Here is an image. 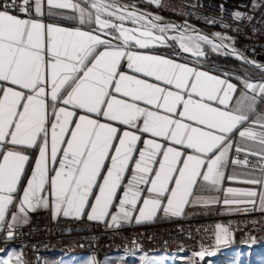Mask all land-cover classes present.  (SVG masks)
<instances>
[{
	"label": "snow or ice",
	"instance_id": "obj_1",
	"mask_svg": "<svg viewBox=\"0 0 264 264\" xmlns=\"http://www.w3.org/2000/svg\"><path fill=\"white\" fill-rule=\"evenodd\" d=\"M148 2L160 7V0ZM17 8L28 18L13 14ZM64 9L74 13L68 19H78L81 25L95 27L82 31L45 24L40 19L45 14L63 16L59 10ZM236 16L239 18V13ZM149 17L150 14L121 8L114 0L108 3L84 0V6L72 0H46V7L45 0H22L19 4L11 0L0 6V82L21 89L0 86V148L8 144L25 148L39 146V158L22 195H18L19 186L28 155L6 148L0 152V228L6 226L9 237L13 234L11 230L26 223L28 214L38 207L51 205L54 217L62 213L65 217L79 218L89 204L112 148L114 154L91 203L89 220L103 221L110 215L109 226L119 227L133 219L136 223L151 221L160 211L165 216L179 217L189 204L221 202L219 197H194L197 189L222 191V203L227 211L254 204L257 196L264 209V191L222 188L225 179H240L239 173L227 175L229 164L250 168L252 178L242 182L264 187V114L256 110L258 100L264 103V82L244 81L247 91L230 105L236 86L228 80L171 59L133 50L165 46L171 39L178 42L183 52L200 58L205 56L202 45H210L214 51L223 50L225 45L214 44L207 36L186 26L162 24L158 15ZM125 22L133 27H125ZM170 31H179V35L169 37ZM101 35L111 36L119 43L113 44ZM225 54L243 59L234 50ZM125 60L135 73L152 77L174 90L121 72V62ZM258 67L264 69V66ZM46 88H50V92H46ZM49 95L51 114L46 103ZM60 101L86 113L79 116L74 128L70 129L69 125L73 123L75 112L57 107ZM139 102L145 106L141 107ZM87 114L102 115L108 121L191 149L192 153L185 156L176 147H165L155 139L144 140L131 178L123 185L117 211L110 213L141 136L133 131L120 135L110 123H101ZM49 115L54 117L50 157L46 126ZM250 120L259 125V130L243 127ZM234 130L241 138L235 151L259 156L256 163L250 161L248 155L243 159L230 158ZM69 132L59 168L52 169L55 175L50 179V202L49 197L43 195L49 183V159L57 160L61 143ZM115 140L118 144H114ZM247 142H254L258 150ZM156 164L158 167H154ZM257 169L259 175H255ZM145 192L147 194L142 195ZM12 208L15 211H11V218L7 220ZM214 239L217 246L229 243V228L217 225ZM211 254L207 250L198 253L201 259ZM141 260L143 264H163L164 258L155 261L145 256ZM0 264L9 262L0 259ZM17 264H20L19 257Z\"/></svg>",
	"mask_w": 264,
	"mask_h": 264
},
{
	"label": "built area",
	"instance_id": "obj_2",
	"mask_svg": "<svg viewBox=\"0 0 264 264\" xmlns=\"http://www.w3.org/2000/svg\"><path fill=\"white\" fill-rule=\"evenodd\" d=\"M10 2L0 0V6ZM17 2L22 3V0ZM114 2L123 8L150 14V18L158 15L162 22L171 21L180 27L193 28L207 37L223 40L243 59L228 55L236 63L252 69L245 75L246 79L264 82V69L258 67L264 66V60L258 59L264 55V0H160V7L148 0ZM13 14L28 18L18 8ZM172 57L187 60L177 49ZM230 158L243 159L244 155L232 153ZM217 225L229 228L230 242L264 243V210L249 208L207 218L154 221L119 227L86 219L52 218L48 213L35 214L26 224L12 229L11 237L9 230L0 233V249L17 246V257L24 258L28 264L43 262L35 259L36 251L85 252L100 262L106 259L108 252L118 250L130 252L133 258L134 251H146L149 257L163 251H186L193 264H205L211 257L201 259L198 253L201 250L212 252L218 247L214 239Z\"/></svg>",
	"mask_w": 264,
	"mask_h": 264
},
{
	"label": "crops",
	"instance_id": "obj_3",
	"mask_svg": "<svg viewBox=\"0 0 264 264\" xmlns=\"http://www.w3.org/2000/svg\"><path fill=\"white\" fill-rule=\"evenodd\" d=\"M72 2L74 3H80L81 6H84V0H72ZM45 7H46V0H45ZM61 12L64 13L63 16H55V17H49L47 16V14H45L44 17H41L40 19L43 20V22L45 24H55L58 25L60 27H64V28H69V29H75V28H79L82 31H91L93 27H95L94 25L89 26L87 24L81 25L79 23V20H71L68 19V17L74 15V13L72 12L71 9H64V10H59ZM31 15L36 18L34 16V13H31ZM21 18V17H20ZM125 27H133V25H131V23L129 22H125ZM99 34V33H97ZM174 35H179V32L176 31H170L168 33V36H174ZM102 39H108L110 40L113 44H117L119 43V41L113 39L111 36H103L101 35ZM204 45H202L203 47ZM180 50L182 52V55L187 59V60H182V59H175L172 57V53L174 50ZM103 50V49H101ZM133 50L135 51H139L142 54H148V55H155V56H160L162 58H167V59H171L174 62L177 63H182V64H186L189 67H193L196 68L197 70L200 71H204L207 72L209 75H213L216 76L220 79H226L229 82L233 83L236 86V92L233 93V100L230 101V105L235 103V99L238 98L242 92H246L247 89H245L244 87V81H246V77L245 75L248 73L247 70H238V71H225L223 69H218L217 67H215L213 64H208V65H204L203 61L209 60L211 62H213L212 60L213 57L210 56L211 54L205 51V56L197 58L194 57L191 53H185L183 52L180 48H179V44L176 41H172L171 39L168 40L167 44L165 46H155V47H151L149 49H138V48H134ZM120 71L127 74V75H134L136 76V78L139 79H145L147 82L149 83H156L159 86L162 87H168L171 90H174L172 88V86H167L164 85L163 82H157L154 80V78L152 77H145L142 73H135L132 69H129L127 66V61H122L121 62V67H120ZM249 81V80H247ZM251 82H261V81H251ZM0 86L2 87H11L14 90H21L19 89L18 86L16 85H11L8 82H0ZM25 91L26 94L27 90H23ZM46 92H50V88H46ZM115 94V93H114ZM0 95H2V92H0ZM66 95V93H65ZM119 98V94H116ZM249 95H253V93H249ZM46 103L49 105L48 108V112L49 114H51V107L50 105L52 104L51 101V97L50 95L47 97ZM141 107H144L145 105L143 104V102H139ZM213 106H217L215 102H212ZM57 107H67L68 110L70 111H74L75 115L73 117V123L69 125L70 129L75 127V121L79 119L80 115H85L86 113H84L83 110L81 109H72L71 106H65L63 105L62 101L58 102ZM150 107V106H149ZM222 107V106H221ZM256 110L258 113L264 114V105L261 104L259 101H257L256 103ZM90 118L92 119H98L99 122L101 123H110L113 127H116L118 129V133L120 135L123 134L124 131H133L135 132L137 135L141 136V140L137 142V150L133 153V160L129 162V168L126 170L125 172V177L124 180L122 181V186L120 189H118V194H117V198L114 200L113 206L110 209V213H115L117 211V205L119 203V197L122 195L123 193V185L127 184L128 179L131 178L132 175V169L134 167V162L135 159L139 158V149H142L144 147L143 145V141L146 139H155L158 143H161L163 146L168 147V146H173L176 147L178 150H180L185 156L188 154L192 153L191 149H186L181 145H173L170 141H165L163 140V138H154L151 136L150 133H142L137 131L136 129H130L128 126L126 125H122L119 124L118 122L115 121H108L106 120L105 117H103L102 115L97 116L96 114H87ZM54 117H52L51 115H49V121L47 122V127L49 129V144H48V152H49V157H50V148H51V120H53ZM243 127H252L256 130H259V125L257 124H253L252 121H248L245 123V125ZM240 130H243V128H240ZM235 131V130H234ZM70 138V132L65 134V141L61 143V151H59L57 153V160L55 162H52L49 159V163H48V167H49V183L46 184V189L47 191L45 193H43V195H46L49 197V200L51 202V196H50V192H51V185H50V179L52 176L55 175V172L52 171V169H58L59 168V159L62 157L63 155V148L67 147V139ZM232 140H233V148L230 149L229 152V156L232 153H237L235 151V146L237 143L241 142V138L239 137V133L238 131H235V135L232 136ZM249 146H254L256 147V149L258 150V145H254V142H247ZM114 144H118V140L114 141ZM6 149H13V150H18L21 151L23 153H25L26 155H28L29 157V161L28 163H26L25 165V172L24 175L22 177V184L19 186L20 187V191L18 193V195H22V191H23V187H25L27 185V180L31 177V173L35 168V163L36 160L39 158V146H34L32 148H25L22 146H13V145H6L3 148H0V152H3ZM111 154H114V148L110 149V155L109 157L105 160V166L101 169V175L97 178V185L94 186L93 188V195L89 197V204L86 207V210L84 213L81 214V216L79 218L76 217H65L63 216V214H59L55 217H62V218H71V219H86L88 221L94 222V223H105L107 225H110L111 223V219H110V215L108 217H106L103 221L100 220H89L88 219V212H90L91 209V203L94 202L95 200V194L98 193L99 191V184L103 182V176L106 175L107 173V167L110 166L111 163ZM240 155H248L249 158H251L253 163H256L260 157L259 156H253L249 153L246 152H240L237 153ZM0 159H2V156H0ZM154 167H158V164L154 165ZM252 171L250 168H243V167H238V166H233L231 164L228 165V167L226 168V172L227 175H233L234 172L235 173H239L240 174V179L238 180H228L225 179L222 183V188L223 189H227L229 187L232 188H238V189H255L257 190V192L259 193L260 191H264V187H261L259 185H250V184H246L243 183L242 181L244 179L247 178H252L249 176V172ZM154 175V173L152 174ZM255 175H259V170H255ZM141 187H146V186H141ZM147 193H143L142 195H146ZM195 196H201L204 198H208V197H219L220 199V203L216 204V203H212V204H189L188 206L185 207L184 213L179 216V217H171V216H165L163 214L162 211H160L158 213V216L153 218V220L151 221H143L141 223H136L135 219L131 220L130 222L127 223H121V225H126V224H146V223H150V222H154V221H168V220H175V219H199V218H207V217H211L214 215H227V214H231L235 211H227L226 210V206L222 203L223 198H224V193L221 192H209V191H202L200 189H197L196 192L194 193V197ZM142 203V201L140 202ZM166 203V201H165ZM252 208L256 211H263L264 209H261L260 204H259V197L257 196V198H255V203L254 204H246V205H241L239 207L240 209H249ZM11 211H15V208L10 209L9 214L6 216L7 220H10L11 218ZM50 214V216L52 218H55L53 215V211L51 209V205L48 208H44V207H38L37 209H35L34 211H31L28 214V217L30 218L31 216L35 215V214ZM28 218V220H29ZM27 223V222H26ZM26 223H22L19 224L18 226L24 225ZM8 229L5 227L0 228V233H5L7 232ZM223 246H219L220 250L218 252H223L224 250H222ZM232 248V247H231ZM228 249V248H227ZM17 255H18V251L15 250L14 248H10L8 250H6L5 252H3L0 255V259L3 260H7L9 262V264H17ZM87 256L86 259H82L80 257H70V258H65V256H49L46 259H43V262L41 264H92L91 261L93 260L95 263L97 264H103V261L105 260H111L114 259L115 257H110V258H106L101 260L100 262L95 261L94 259H92L90 257V255H85ZM127 259V258H126ZM20 261L23 263L22 259L20 258ZM20 262V264H21ZM24 264V263H23Z\"/></svg>",
	"mask_w": 264,
	"mask_h": 264
},
{
	"label": "rangeland",
	"instance_id": "obj_4",
	"mask_svg": "<svg viewBox=\"0 0 264 264\" xmlns=\"http://www.w3.org/2000/svg\"><path fill=\"white\" fill-rule=\"evenodd\" d=\"M203 49L208 51L211 54L210 56H212L214 60L219 59L222 55L228 56V58L232 59L231 56L225 54L226 52L222 50L214 51L211 46L204 45ZM222 248H223L222 250H224L223 252H218L220 248L217 247L216 251L211 252L212 253L211 255H205L204 258L211 257L210 261L205 264H264V245L243 244L241 246H236L232 242H229L226 246H223ZM63 256H65V258L80 257L82 259H86L87 257L85 255H63ZM161 257L164 258L163 264H193V260L189 259V255L187 254L186 251H180L178 254L162 253L160 255L150 256V258H152L155 261H159ZM91 263L97 264L93 260L91 261ZM21 264L23 263L21 262ZM103 264H143V262L141 260V257L140 258L130 257L127 259L122 257H115L114 259L103 261Z\"/></svg>",
	"mask_w": 264,
	"mask_h": 264
},
{
	"label": "bare ground",
	"instance_id": "obj_5",
	"mask_svg": "<svg viewBox=\"0 0 264 264\" xmlns=\"http://www.w3.org/2000/svg\"><path fill=\"white\" fill-rule=\"evenodd\" d=\"M105 3H108L110 2L109 0H104ZM134 11H137V12H140L138 10H134ZM161 22V21H160ZM178 26V25H177ZM182 28V27H181ZM190 28V27H188ZM192 30H194L193 28H190ZM195 33H199L197 32L196 30H194ZM200 34V33H199ZM202 35V34H201ZM210 40L213 41L214 44H223L225 45V47L223 48L222 51L226 52V53H231L232 50L227 47V44L223 41V40H217V39H213L211 37H208ZM232 56H235L233 54H230ZM233 244H235L236 246H241L243 245V243H240V242H232ZM258 245H264V243H258ZM219 247V246H218ZM10 248H14L15 250L18 251V247L17 246H7V247H4L2 249H0V255L5 252L6 250L10 249ZM217 248V247H216ZM216 248H215V251H216ZM203 251V250H201ZM208 251V250H207ZM180 251H163V252H158V254H155V255H160L162 253H173V254H178ZM63 255H90L89 253H85V252H76V251H36L35 252V259L36 260H43V259H46L47 257L49 256H63ZM154 255V256H155ZM91 256V255H90ZM143 256H147V253L146 251H134V258H140V257H143ZM110 257H122V258H130V252L128 251H125V250H118V251H110L106 254V258H110ZM23 263L24 264H28V262L24 259V258H21ZM210 261V260H209ZM208 261V262H209ZM207 262V263H208Z\"/></svg>",
	"mask_w": 264,
	"mask_h": 264
},
{
	"label": "trees",
	"instance_id": "obj_6",
	"mask_svg": "<svg viewBox=\"0 0 264 264\" xmlns=\"http://www.w3.org/2000/svg\"><path fill=\"white\" fill-rule=\"evenodd\" d=\"M213 62L209 61V60H204L203 64L204 65H208V64H213L215 67H217L218 69H223L225 71H238V70H247L248 73L252 72V69L247 67V66H243L241 64H238L236 62H234L232 59L228 58V56L222 55L219 59H215L212 60Z\"/></svg>",
	"mask_w": 264,
	"mask_h": 264
},
{
	"label": "water",
	"instance_id": "obj_7",
	"mask_svg": "<svg viewBox=\"0 0 264 264\" xmlns=\"http://www.w3.org/2000/svg\"><path fill=\"white\" fill-rule=\"evenodd\" d=\"M120 7H121V6H120ZM121 8H123V7H121ZM129 10H130V9H129ZM149 18H150V17H149ZM160 23H162V24H169V23H171V24H173V25H176L175 23H173V22H171V21H170V22H162V21H161ZM258 59H259V60H264V55L261 56V57H258Z\"/></svg>",
	"mask_w": 264,
	"mask_h": 264
}]
</instances>
